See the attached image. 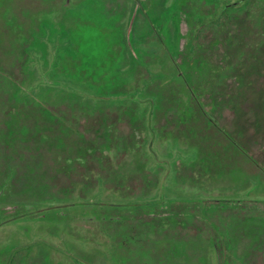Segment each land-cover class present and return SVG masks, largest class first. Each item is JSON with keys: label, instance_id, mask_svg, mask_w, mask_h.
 Returning <instances> with one entry per match:
<instances>
[{"label": "rangeland", "instance_id": "1", "mask_svg": "<svg viewBox=\"0 0 264 264\" xmlns=\"http://www.w3.org/2000/svg\"><path fill=\"white\" fill-rule=\"evenodd\" d=\"M177 1L0 0V36L4 45L17 37L30 47L27 90L34 99L49 97L52 110L69 113L77 125H97L100 116L108 113V121L124 135L131 130L128 112L135 110L150 126L139 156L121 155L123 150L117 149L114 160L124 166L128 177L134 176L132 185L143 174L158 180L146 199H218L239 205L247 201L245 209L217 211L219 217L210 222L160 219L135 227V234L127 228L134 227L130 224L73 221L68 210L64 221L10 215L0 226V264H264V172L230 152L220 132L208 126L198 110L191 121L192 133L190 126H172L171 119L182 112L175 109L176 103L182 99L181 105L189 104L184 82L174 77L176 63L171 57L179 46L178 32L186 34L190 29L186 21L180 24ZM225 1L230 2L191 0L190 13L207 18ZM215 28L205 33L202 42H210ZM260 28L252 23L247 30L258 34ZM253 38L256 43L261 37ZM180 43L182 47L184 40ZM4 45L0 44V57L6 58ZM83 49L93 53L86 51L82 58ZM21 70L16 69L19 76ZM0 86L2 110L9 97L4 84ZM240 93L239 110H222L219 123L264 165V73L250 74ZM168 106L176 114L168 113ZM54 159L44 157L43 177L49 183H39L45 187L8 194L0 207L37 204L43 211L81 196L96 202L117 201L97 178L91 190L70 183L71 194L63 198L69 183L53 173Z\"/></svg>", "mask_w": 264, "mask_h": 264}, {"label": "trees", "instance_id": "2", "mask_svg": "<svg viewBox=\"0 0 264 264\" xmlns=\"http://www.w3.org/2000/svg\"><path fill=\"white\" fill-rule=\"evenodd\" d=\"M190 2L191 0L177 1L181 12L180 24L186 21L190 29L186 34L178 32L179 46L175 51L176 55L171 56L176 63L174 77L184 82L182 86L189 96V104L181 105L182 99L176 103L175 109L182 112L177 119H171L172 126H190L188 132L192 133L191 121L194 110H198L205 118V123L220 132L230 152H237L246 157L264 172V165L249 154L239 139L220 125L218 118V113L222 110H239L238 101L242 97L240 90L245 86V80L250 74L264 73V0L225 1L216 13L207 18L193 16L189 9ZM252 23L261 27L262 31L258 34L250 33L247 27ZM211 27H216L213 38L208 43L202 42ZM12 35L14 36L13 33ZM254 35L261 37L256 43ZM183 40L184 45L181 47L180 42ZM4 42L0 36L2 48ZM4 46L7 57H0V82L6 88L9 102L0 110V202L8 194H19L32 189L34 191V188L47 185L39 183L45 181V155L56 158L53 173H59L61 177H65V183H69L64 186L69 192H62L63 198L71 194L70 183H77L83 185L86 190H91L94 188L93 182L98 180V183L107 185V193L117 197L118 202L115 201L116 198L96 202L93 198L81 196L67 205L59 206L54 203L43 211L37 204L4 205L0 207V226L6 223V217L10 215L64 221L68 218V210L73 221L130 224L134 227L127 228L135 234L138 226L155 224L160 219H174L180 223L183 219L194 221L195 218H201L210 222L219 217L217 211L239 210L238 207L245 209L247 201H241L242 205H239L231 200L218 199H146L145 197L156 188L158 180L151 174H143L142 180L132 185L130 180L134 176L128 177L124 166L118 165L114 160L117 149L123 150L121 155H140L148 135V124H143L135 110H130L128 115L131 130L126 135L120 133L114 122L108 121V113H104L108 118L99 114L92 115L94 118L100 116L97 125H77L78 122L74 117L70 119L69 113L52 110L49 97L46 100L34 99L27 90L26 82L28 83L30 76L27 59L30 57V47L17 37ZM86 51L88 50L83 49L80 53L82 58L86 57ZM88 52L93 53V50ZM18 66L20 70H25H21L20 76L16 71ZM88 67L93 69L92 65ZM1 88L3 87L0 86ZM157 99L161 106L160 97L157 96ZM168 109V113L176 114L173 106H168ZM152 117L156 120L157 114L154 113ZM201 145L203 152L205 145ZM215 152L220 153L218 150ZM205 154L210 155L207 148ZM143 168V164L139 163L142 173ZM50 196L57 198L54 193ZM215 231L222 237L220 230Z\"/></svg>", "mask_w": 264, "mask_h": 264}]
</instances>
